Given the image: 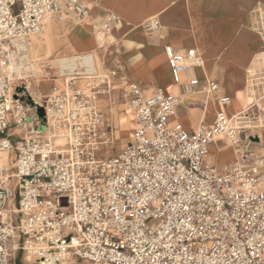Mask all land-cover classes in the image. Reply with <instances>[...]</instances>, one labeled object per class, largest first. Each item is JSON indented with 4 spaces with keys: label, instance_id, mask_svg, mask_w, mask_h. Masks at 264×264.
Instances as JSON below:
<instances>
[{
    "label": "built area",
    "instance_id": "2783aa9c",
    "mask_svg": "<svg viewBox=\"0 0 264 264\" xmlns=\"http://www.w3.org/2000/svg\"><path fill=\"white\" fill-rule=\"evenodd\" d=\"M61 12L80 22L88 7L79 0H0V153L10 154L12 169L2 176L7 169L0 168V264H15V250L36 264H264V156L249 169L232 164L223 175L206 163L217 139L241 144L239 117L218 111L212 125L193 132L169 122L181 97L199 86L195 77L182 79L201 65L195 50L164 47L175 93L145 95L128 83L132 139L114 157L97 160L110 140L94 104L110 76L92 72L86 54L55 66L30 59L28 39ZM114 21L109 16L102 29L109 32ZM157 27L156 20L144 25ZM42 71L67 84L40 96L30 83ZM205 89L219 86L207 82Z\"/></svg>",
    "mask_w": 264,
    "mask_h": 264
},
{
    "label": "crops",
    "instance_id": "0c3cea01",
    "mask_svg": "<svg viewBox=\"0 0 264 264\" xmlns=\"http://www.w3.org/2000/svg\"><path fill=\"white\" fill-rule=\"evenodd\" d=\"M79 1L88 7V21L72 23L70 20L73 18L68 13L55 15L52 28L58 32L54 33L55 47L50 50L56 58L72 55L66 54L69 50L60 42L69 32L82 40L90 36L94 38L96 72L99 70L110 76L113 84L103 87L105 92L98 95L96 100L105 110L107 118L103 117V131L109 143L124 140L116 139L114 114L108 110H117L123 103L127 105L129 82L138 84L145 95L157 89L166 94L177 91L164 54V47L169 46L176 51L193 49L201 61L200 66H193L182 76L183 81L189 77L197 78L199 86L194 94L181 97L175 114L169 119L170 124L181 125L178 116L184 115L188 128H182L186 132H193L201 125H212L215 115L211 123H207L203 120V111L208 93L205 85L214 82L218 84L219 90L208 94L214 102L215 114L224 111L230 117H239L237 125L246 130L240 137L242 142L239 146H233L223 138L211 143L206 163L218 175H223L232 164L249 169L255 166L259 157L264 156V0ZM109 16H113L115 21L110 31L105 32L102 25ZM151 20H156L158 27L147 31L144 25ZM63 25L67 30H64ZM43 31L28 39L30 59L36 64L42 62L32 59V51L36 46L32 38L38 37ZM141 61L145 62L147 72L137 70ZM46 75L57 77L55 71H42L38 78ZM78 82L76 84H80ZM30 86L39 94L36 79ZM227 95L231 101L228 106H222L219 98ZM130 113L133 130L134 116ZM131 139L132 136L125 138V143L121 142V149ZM2 154L4 152L0 153V168L3 167ZM259 170L264 173V167Z\"/></svg>",
    "mask_w": 264,
    "mask_h": 264
},
{
    "label": "rangeland",
    "instance_id": "374dc122",
    "mask_svg": "<svg viewBox=\"0 0 264 264\" xmlns=\"http://www.w3.org/2000/svg\"><path fill=\"white\" fill-rule=\"evenodd\" d=\"M54 18H55V16L47 22L42 34H40L38 37L32 38V42L34 43V45H36L34 50L32 51V59L38 63H40V62L50 63V65H52V66H55V64H57L56 62H53V61L59 59V58H56V56L53 55L51 52V50L54 49L55 42H56L54 39L55 38L54 33L56 31L58 32L57 29L52 28V21ZM82 21H84V23H86L88 20H87V18H84ZM70 22L76 23L73 20H70ZM63 28H64V30H67V27H65L64 25H63ZM53 30H54V32H53ZM42 38H43V40H42ZM63 40L64 41H60V42L64 43L65 48H67L69 50V52L66 54H72L70 56H79V55H83V54L92 55L93 60L95 61V56H96L97 50L94 48V44L92 43L94 41V38L92 36H90L89 38H87L85 40H82V39L75 38L69 32L68 34H65L63 36ZM54 58H56V59H54ZM145 65H146L145 62L141 61L137 65V70L142 71L143 73L147 72V67ZM94 71H96V66H95ZM95 74H97V76H104V73H101L99 70ZM77 82L78 81H76L75 84ZM78 83H81V82L79 81ZM97 83H98V80L95 81L96 85H97ZM108 83L111 84V86H113L112 82L108 81ZM66 84H67L66 78L65 77H59V76L51 77L50 75H46L43 78H37L36 79L37 89L43 95L50 94L53 91L52 86H57L58 88H63ZM227 96H228L229 100L231 101L230 96L229 95H227ZM206 104H208V108L211 110H209L210 112H208V115H209L208 118L207 119L203 118V120L206 121L207 123H211L212 118L215 115V112H214L215 111V105H214V102H213L212 98L210 97V95H208V93H207V97H206ZM94 107L97 111L102 113V117L107 118L105 115V110H103L97 104V101L95 102ZM108 111L112 112L114 114L113 118H114L115 124H118V122H120L122 119H124L125 117L128 116L126 138L131 137L133 134V130H132L131 124H130L131 113H130V109L128 108V106L125 103H123L117 107V110L109 109ZM106 114H108V113L106 112ZM203 115H204V111H203ZM182 118H183L182 116H178V122L181 124V126H183L186 129V128H188V124L186 122H184L185 120H183ZM117 132H118V130L116 128L115 133H117ZM11 141L13 142L14 139H11ZM125 141L126 140L124 139L123 141H120V142L117 141L115 143L102 144L99 147V150L95 153L96 159L97 160H107L109 158L114 157L116 155V153L121 149V145L123 143H125ZM121 142H122V144H121ZM8 156H9V159H8L7 163H4L2 165L3 167H7L6 168L7 170H2V172H1L2 176L12 175V171H11L12 169H9L11 167V164H10L11 157H10L9 153H8ZM8 187H9L12 194L15 193V191H14L15 179H12V178L9 179ZM15 196H16V193H15ZM10 205H11L12 210H14L15 206H16V201L15 200L12 201ZM12 219H13V225H14V227H16L17 226V215L15 216V214H13ZM153 223H155V222H153V221L147 222V224L149 226L152 225ZM16 236H17V234L15 233V237L11 240V242H9V246L11 249H14L18 245ZM19 246H20V244H19ZM11 255H12V258H15V264H26L23 261L24 254L22 253V251H19V250L18 251H16V250L11 251ZM32 264H34V262Z\"/></svg>",
    "mask_w": 264,
    "mask_h": 264
},
{
    "label": "bare ground",
    "instance_id": "6f19581e",
    "mask_svg": "<svg viewBox=\"0 0 264 264\" xmlns=\"http://www.w3.org/2000/svg\"><path fill=\"white\" fill-rule=\"evenodd\" d=\"M89 57L93 60V56L92 55H89ZM57 61L58 60H54L53 62H56L57 63ZM94 61V60H93ZM50 64V63H49ZM58 64V63H57ZM95 70V65L93 66H91V71L93 72ZM37 92L39 93V95L41 96H43V94H41L40 92H39V90L37 89ZM166 94V93H165ZM48 95V94H47ZM209 95V94H208ZM212 103V102H211ZM205 105V104H204ZM209 110H211V109H209L208 108V104H206L205 105V107H204V119H207L208 118V112H210ZM215 112V111H214ZM110 113H112V112H110ZM113 114V113H112ZM175 114V113H174ZM183 118V120H185L184 122H186V119H185V116L184 115H181ZM114 119V118H113ZM127 119H128V116L127 117H125L124 119H122L120 122H118V124H115V122H114V126H116V128H117V130H118V132L117 133H115V136H116V139L117 140H122V139H125L126 138V130H127ZM1 158H2V161H1V163H7V161H8V159H9V156H8V153H4V155L2 154V156H1ZM238 160V159H237ZM7 168V167H6ZM15 247V246H14ZM34 257H32V256H30V255H24V257H23V261L26 263V264H32L33 262H34Z\"/></svg>",
    "mask_w": 264,
    "mask_h": 264
},
{
    "label": "water",
    "instance_id": "95a60500",
    "mask_svg": "<svg viewBox=\"0 0 264 264\" xmlns=\"http://www.w3.org/2000/svg\"><path fill=\"white\" fill-rule=\"evenodd\" d=\"M38 113H39V115H43V110H42V108H38Z\"/></svg>",
    "mask_w": 264,
    "mask_h": 264
}]
</instances>
